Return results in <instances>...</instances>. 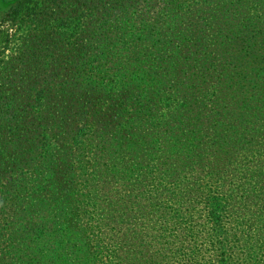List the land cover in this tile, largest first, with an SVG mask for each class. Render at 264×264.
I'll use <instances>...</instances> for the list:
<instances>
[{
	"label": "rangeland",
	"instance_id": "rangeland-1",
	"mask_svg": "<svg viewBox=\"0 0 264 264\" xmlns=\"http://www.w3.org/2000/svg\"><path fill=\"white\" fill-rule=\"evenodd\" d=\"M201 2L208 0H0V150L6 149L9 164L0 163V170L8 168L12 175L15 170L25 180L13 201L0 195V264L78 262L81 252L87 253L88 239L78 233L88 221L85 210L89 218L99 220L98 214L110 212L102 209L100 200L127 192L129 183L140 181L149 165L159 175L168 166L185 164L184 152L166 151L162 128L157 125L154 106L166 94L157 97L154 85L160 91L164 86L154 75L152 80L146 78L148 84L141 77H129L122 72L126 64L106 65L104 56L117 48L115 40L124 36L128 40L130 34L134 42L155 21L177 41L169 49L166 85L172 84L168 94L181 97L177 94L189 49L180 43L184 33L179 28L182 18L186 26L185 19ZM159 50L164 53V47ZM118 98H123L126 110L118 107ZM147 106L153 109L145 112ZM171 112L179 116L173 107ZM137 113L140 116L128 122L130 114ZM175 125L169 120V131L177 134ZM73 127L85 128L88 135L66 144L64 137ZM39 134H47V141L34 140ZM203 142L198 148L207 152ZM170 144L183 143L172 138ZM205 154L202 159L207 166ZM82 167L92 173L84 175ZM68 168L75 174L68 173ZM245 170L236 165L234 181L228 177L225 182L237 196L247 184H238ZM83 186L90 188L93 208L77 204L76 193ZM200 208L196 206L195 211ZM191 220L184 226L194 237L186 238L184 245L200 243L210 226L200 213ZM26 222L28 232L20 227Z\"/></svg>",
	"mask_w": 264,
	"mask_h": 264
},
{
	"label": "trees",
	"instance_id": "trees-1",
	"mask_svg": "<svg viewBox=\"0 0 264 264\" xmlns=\"http://www.w3.org/2000/svg\"><path fill=\"white\" fill-rule=\"evenodd\" d=\"M182 19L180 43L189 50L178 88L181 97L173 98L168 94L172 84L166 85L169 49L177 41L155 21L146 19L150 26L134 42L130 34L128 40H123L125 36L115 40L117 48L112 55L105 54L104 60L106 65L126 64L125 75L141 77L147 84L146 78L152 80L154 75L164 86L160 91L154 85L157 97L166 94L154 106L157 125L162 128L166 151L184 152L185 164L174 169L168 166L159 175L149 165L140 181L129 183L127 192L100 200L102 209L110 212L98 214L99 220L89 218L85 210L88 221L78 233L88 239L87 253L83 250L74 264H264V0H208L185 19L186 26ZM137 41L144 43L143 49ZM116 72L121 74L120 69ZM117 102L126 110L123 98ZM172 107L179 116L170 115ZM150 109L153 107L147 106L145 112ZM130 116L128 122L140 113ZM169 120L176 122L177 134L169 131ZM203 125L207 131L201 134ZM87 135L85 128L73 127L64 140L69 144ZM172 138L183 144L171 145ZM34 140L47 141V134ZM202 141L207 152L198 148ZM203 153L208 157L207 166ZM5 155L6 149H1L0 163L9 167ZM236 165L247 170L238 181H247L241 196L225 183L228 177L234 181ZM7 169L0 170V195L13 201L25 180ZM67 170L75 174L72 168ZM89 189L83 186L77 191L79 207H94ZM196 206L201 207L199 212ZM198 213L210 226L200 243L184 245L186 238L194 237L184 223ZM20 227L28 232V222Z\"/></svg>",
	"mask_w": 264,
	"mask_h": 264
}]
</instances>
